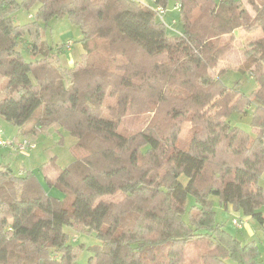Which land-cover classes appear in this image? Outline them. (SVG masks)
<instances>
[{
  "label": "trees",
  "instance_id": "16d2710c",
  "mask_svg": "<svg viewBox=\"0 0 264 264\" xmlns=\"http://www.w3.org/2000/svg\"><path fill=\"white\" fill-rule=\"evenodd\" d=\"M245 1L251 10L175 0L183 30L170 35L140 0H0V118L17 140L51 126L77 139L71 166L44 169L61 197L33 172L0 169V264H79L85 245L65 227L100 241L89 264H260L255 241L227 232L214 210L216 198L264 226V0ZM64 17L85 50L72 67L59 64L66 43L40 32ZM226 58L256 82L250 96L241 80L223 82L226 70L212 73ZM234 114L251 115L254 137ZM198 243L205 251L191 258Z\"/></svg>",
  "mask_w": 264,
  "mask_h": 264
},
{
  "label": "rangeland",
  "instance_id": "374dc122",
  "mask_svg": "<svg viewBox=\"0 0 264 264\" xmlns=\"http://www.w3.org/2000/svg\"><path fill=\"white\" fill-rule=\"evenodd\" d=\"M142 4L154 6L153 0H140ZM219 1V0H216ZM240 1V0H239ZM250 10V6L246 4L245 0H241ZM175 0H169L166 7L165 22L168 25L170 35H174V32H180L183 30V25L179 18V12L175 9ZM37 5L33 6L29 11L20 10L17 14V22L20 25H26L31 23L35 18ZM32 17V18H31ZM173 20L175 23L173 24ZM41 37L42 40L47 42L51 46L63 44L68 41L73 43L72 50L66 52L60 57L61 67H69L70 61L72 66L74 61L81 60L82 53L85 50L80 43L82 38V32L79 26L74 24L70 19L55 18L48 21L45 24H41ZM242 35V34H241ZM245 40L244 36H241L239 42ZM237 43L240 44V43ZM22 54L27 61H31V57L26 51H22ZM221 69L227 71V74L222 78L223 82L232 87L236 81L241 80V90L246 95L250 96L257 88V84L253 81L248 74H242L235 68V62L230 59H225L220 63L218 68L212 73L217 74ZM230 122L233 126L240 128L251 137L256 135L255 130L251 126V115L241 116L234 114L230 118ZM191 124L185 123L183 126V132L181 137L187 136L190 130ZM0 129H2L3 139L13 140L18 135V129L11 123L0 118ZM36 143L35 147L26 153H16L10 147L0 146V169L7 167L14 171L16 174L33 172L36 177L41 181L47 193L53 197H61L60 193L54 189L48 188L44 184V169L49 166L53 161L59 169H65L71 166L75 162L73 154V148L77 143V139L72 137L70 133L62 127L51 126L44 132L38 134L36 137L30 135ZM261 185L264 188V179L261 180ZM111 199H117L111 198ZM192 198L189 197V202L192 204ZM214 210L216 212L215 220L217 223L223 224L226 231L237 237L244 243L255 241L256 246L261 254L260 264H264V226L261 227L257 222L250 218L242 216L241 213L233 210L232 207L225 209L219 204L218 199L215 198ZM264 210V209H263ZM233 220L242 222L243 227L238 229ZM65 232L69 234V240L75 247L85 245V248L80 249L77 254V260L79 264H89L91 256L90 247L99 245L100 241L97 239L94 233L77 232L70 227H65ZM190 246L188 249V255L191 258L200 255L205 251V247L202 245Z\"/></svg>",
  "mask_w": 264,
  "mask_h": 264
},
{
  "label": "built area",
  "instance_id": "2783aa9c",
  "mask_svg": "<svg viewBox=\"0 0 264 264\" xmlns=\"http://www.w3.org/2000/svg\"><path fill=\"white\" fill-rule=\"evenodd\" d=\"M139 1V0H137ZM178 6H176V10H178ZM152 10L156 13L157 19L160 20L162 23H164L168 30L174 31L171 27L168 28V25L165 22V15H166V9L161 6H154L152 7ZM173 24L175 21L173 20ZM178 33V32H174ZM66 47L68 50H71L73 47L72 42L66 43ZM0 146L2 147H10L14 152L16 153H26L27 151L33 149L35 147L34 140L31 138H24L21 140H17L16 138L13 140H5L3 139V133L2 129H0ZM233 224L238 228L241 229L243 227L242 222L238 220H233Z\"/></svg>",
  "mask_w": 264,
  "mask_h": 264
},
{
  "label": "crops",
  "instance_id": "0c3cea01",
  "mask_svg": "<svg viewBox=\"0 0 264 264\" xmlns=\"http://www.w3.org/2000/svg\"><path fill=\"white\" fill-rule=\"evenodd\" d=\"M153 2H154V0H153ZM146 5V4H145ZM146 6H149V7H154V6H151L150 4L149 5H146ZM175 9H176V6H175ZM68 42H70V41H68ZM68 42H66V43H68ZM72 50V49H71ZM71 50H68V52H70ZM83 54V53H82ZM74 63H75V61H74ZM69 67H72V61H70V64H69Z\"/></svg>",
  "mask_w": 264,
  "mask_h": 264
}]
</instances>
